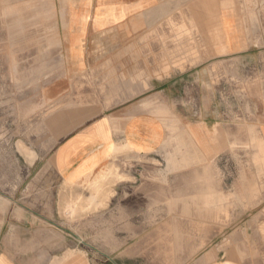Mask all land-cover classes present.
<instances>
[{
    "label": "crops",
    "instance_id": "crops-1",
    "mask_svg": "<svg viewBox=\"0 0 264 264\" xmlns=\"http://www.w3.org/2000/svg\"><path fill=\"white\" fill-rule=\"evenodd\" d=\"M20 1L37 18L34 37L14 53L51 72L39 88L37 174L78 183L113 161L143 159L151 205V168L207 175L231 142L249 136L251 124L223 120L219 95L227 79H242L239 65L255 59L247 53L258 39L250 0H228L222 10L220 0ZM205 9L219 22L206 51ZM51 57L57 66L49 67ZM1 238L0 264H43L38 234ZM74 261L75 254L60 264H93ZM110 262L99 264H123ZM183 264L234 263L211 248Z\"/></svg>",
    "mask_w": 264,
    "mask_h": 264
},
{
    "label": "rangeland",
    "instance_id": "rangeland-1",
    "mask_svg": "<svg viewBox=\"0 0 264 264\" xmlns=\"http://www.w3.org/2000/svg\"><path fill=\"white\" fill-rule=\"evenodd\" d=\"M250 1L258 39L247 53L255 59L240 64L242 79H227L219 95L223 120L251 124L249 136L231 142L207 175L151 168V205L143 159L113 161L78 183L36 173L35 137L39 126L44 131L39 88L51 72L14 53L34 37L37 15L20 0L0 1V236L38 234L43 264L73 254L93 264H183L211 248L230 263L264 264V0ZM228 4L219 1L221 10ZM218 24L205 9V51ZM11 49L12 61L5 58Z\"/></svg>",
    "mask_w": 264,
    "mask_h": 264
},
{
    "label": "bare ground",
    "instance_id": "bare-ground-1",
    "mask_svg": "<svg viewBox=\"0 0 264 264\" xmlns=\"http://www.w3.org/2000/svg\"><path fill=\"white\" fill-rule=\"evenodd\" d=\"M161 75V74H160Z\"/></svg>",
    "mask_w": 264,
    "mask_h": 264
}]
</instances>
